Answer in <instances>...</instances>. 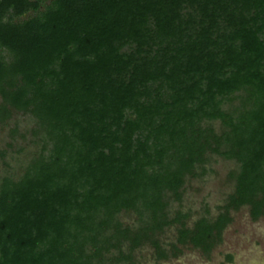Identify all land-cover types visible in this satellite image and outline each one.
Instances as JSON below:
<instances>
[{
    "label": "trees",
    "instance_id": "1",
    "mask_svg": "<svg viewBox=\"0 0 264 264\" xmlns=\"http://www.w3.org/2000/svg\"><path fill=\"white\" fill-rule=\"evenodd\" d=\"M12 113L35 151L0 178V264L165 259L170 226V257L207 255L229 210L264 217V0H0L1 126ZM207 155L235 163L232 191L186 227L169 203Z\"/></svg>",
    "mask_w": 264,
    "mask_h": 264
},
{
    "label": "rangeland",
    "instance_id": "2",
    "mask_svg": "<svg viewBox=\"0 0 264 264\" xmlns=\"http://www.w3.org/2000/svg\"><path fill=\"white\" fill-rule=\"evenodd\" d=\"M13 127L16 130L10 136L9 131ZM30 127V119L21 113H12L6 125H0V178L19 176L23 165L35 151L28 133ZM201 167L202 173L197 168L194 177L184 180L180 201L169 203L170 216L175 210L186 214V227H190L199 216L214 217L232 191L230 174L236 169L234 162L207 155ZM118 218L124 225L135 223L132 214L120 213ZM229 218L220 243L207 255L189 245H176L179 252L170 257L168 245L174 243L175 237L174 227L170 226L158 238L167 258L156 259L153 249L144 245L132 252L131 264H264V217L251 221L247 207L243 206L229 210Z\"/></svg>",
    "mask_w": 264,
    "mask_h": 264
}]
</instances>
